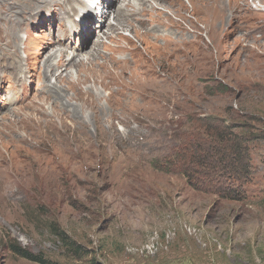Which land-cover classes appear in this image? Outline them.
<instances>
[{"label":"rangeland","instance_id":"1","mask_svg":"<svg viewBox=\"0 0 264 264\" xmlns=\"http://www.w3.org/2000/svg\"><path fill=\"white\" fill-rule=\"evenodd\" d=\"M60 1L0 0V264H39L13 246L47 264H264V0H222L219 23L190 0H100L104 21ZM105 23L128 25L110 41ZM59 54L83 64L60 83L47 72ZM192 113L249 137L241 199L152 166Z\"/></svg>","mask_w":264,"mask_h":264},{"label":"trees","instance_id":"2","mask_svg":"<svg viewBox=\"0 0 264 264\" xmlns=\"http://www.w3.org/2000/svg\"><path fill=\"white\" fill-rule=\"evenodd\" d=\"M185 120L192 127L180 135L173 158L165 163L154 160L152 166L165 172L177 168L188 186L196 191L222 199H241L251 174L249 137L235 132L236 125L222 117L192 113L187 114ZM55 235L73 257L86 255L88 250L73 241L65 231L58 228ZM12 249L27 260L47 264L40 255L20 246Z\"/></svg>","mask_w":264,"mask_h":264},{"label":"bare ground","instance_id":"3","mask_svg":"<svg viewBox=\"0 0 264 264\" xmlns=\"http://www.w3.org/2000/svg\"><path fill=\"white\" fill-rule=\"evenodd\" d=\"M53 2H55V3H57V4H61V1L60 0H52ZM69 2L67 3V6H70V9H71V5L74 3V2H76L77 0H68ZM169 1H171V0H169ZM191 1V3L193 4V5H197L198 6V4H200V5H202V6H204L205 8H208V9H210L209 10V14H210V16H212V19H213V22L215 23V22H217V23H219L220 22V20L221 19H223L222 18V16H221V11H222V0H190ZM209 5H210V7H209ZM86 6H88V5H86ZM199 7V6H198ZM262 7H264V6H262ZM108 8V7H107ZM152 9L150 10L148 7L146 8V11L150 14V15H152L153 17H155V18H160L159 20H160V23L162 24V22H163V20L164 21H166V18H168L167 19V21H169V22H172L173 23V25L174 26H176L175 25V23L173 22V21H171L172 19L171 18H169V16L168 15H165L164 14V17L162 18V15L161 14H163V13H161L160 12V9L159 8H154L153 6L151 7ZM199 12H201L202 13V9L199 11ZM206 12V11H205ZM207 14V13H206ZM206 14H203V16H202V18L204 17H206ZM96 16H98V19L100 20V21H104V19H105V13H104V11H102L101 13H99L98 15L96 14ZM171 24V23H170ZM122 25V26H121ZM128 24L126 23V24H123V23H120V24H116V25H108V24H103V26L101 27V29H100V31H103V27H106V28H108V30H111V32L110 33H108V31L105 33L106 34V38H108V39H110V41H113V40H115V32L117 31L116 30V27L117 28H119L120 29V27H124V26H127ZM162 27V26H161ZM175 33H176V31L179 33V34H181V35H184L185 33L183 32L184 30L182 29V28H176V30L174 29L173 30ZM114 33V34H113ZM113 34V35H112ZM173 34V33H172ZM100 44H103V41L102 40H98V45H100ZM102 48H104V50L105 51H107L108 52V54H109V60H111V58H110V54H112L115 50H116V46L115 47H113V46H111V45H107V44H103L102 45ZM90 52V51H89ZM91 53V52H90ZM115 60L113 59V60H111V63H113ZM76 63H79L80 64V66H83V64H82V60H69V61H66V59H65V57H64V55L63 54H59V60L55 63V64H53V63H50V64H48L47 65V68H48V73L50 74H56L55 75V79L57 80L56 82H58V83H60V82H62V81H66V79H69V78H71V72L70 71H68L67 69L72 65L73 66V64H76ZM88 63H90L89 61H88ZM86 64H87V62H86ZM29 65V64H28ZM78 65V64H77ZM103 65V64H102ZM102 65H100V68H102ZM79 66V65H78ZM74 67H75V65H74ZM110 67V66H109ZM108 67V68H109ZM78 69V68H77ZM103 69H104V67H103ZM76 70V69H75ZM80 70V69H79ZM87 70V69H86ZM63 71H65L63 74H62V72ZM88 72V71H87ZM77 73H78V71H77ZM87 74V73H86ZM91 75V74H90ZM96 75V74H95ZM83 77V76H82ZM45 78H47V75L45 76ZM84 78V77H83ZM78 79V78H77ZM95 80V79H94ZM79 81V80H78ZM82 82V81H81ZM84 83V82H83ZM85 83H86V81H85ZM54 87V86H53ZM97 98V97H96ZM95 100V99H94ZM156 237V236H155ZM150 243L151 244H147L146 246H144V247H142V248H140V246L139 247H134V248H132L131 247V249H133V250H135V252L136 251H138L139 252V254L140 253H143L144 251H146V250H148V249H151V248H155V244H157L158 242L155 240V241H150ZM156 248H157V246H156ZM132 250V251H133ZM150 251V250H149Z\"/></svg>","mask_w":264,"mask_h":264}]
</instances>
